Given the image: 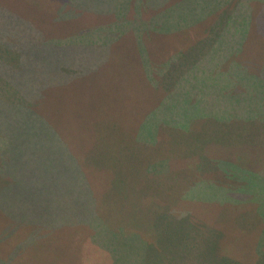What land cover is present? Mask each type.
Returning a JSON list of instances; mask_svg holds the SVG:
<instances>
[{"label": "rangeland", "instance_id": "rangeland-1", "mask_svg": "<svg viewBox=\"0 0 264 264\" xmlns=\"http://www.w3.org/2000/svg\"><path fill=\"white\" fill-rule=\"evenodd\" d=\"M24 1L38 2L44 10L51 4L59 8L67 6V16L61 22L55 13L48 11L45 22L44 13H37L28 43L20 44L22 51L13 52L6 44H0L3 110L5 106H18L23 100L7 86V79L28 90L31 81H38L39 86L50 83L53 92L56 89L63 95L61 87L67 83L64 76L69 73L67 67L60 65L68 59L64 55L70 56L71 45L82 36L103 29L100 26L98 30L82 31L103 20L84 12L90 0H67L69 4L61 0ZM179 1L192 0H169L157 11L141 7L135 19L126 20L127 24L117 22L115 28H109L113 34L130 26L143 31L138 49L129 47L128 40L109 48L117 39L114 38L102 50L101 42V49L94 47L90 56L83 57L82 67L92 60L94 64H85L92 69H83L80 77L68 79L69 84L78 80L75 85L88 87L97 106L103 102L95 86L99 82L105 85V112L99 116L90 101L76 103L72 116L80 115L83 119L74 118L75 125H69L72 130H88L77 158L93 179L89 183L100 208L108 203L100 219H93L94 232L75 229L40 232L35 228L2 243L1 237L4 241L16 228L2 224L0 219V264H264V98L260 88L254 91L256 97L245 98L242 103L241 99L215 95L208 98L214 93L211 87H206V94L196 93L192 85H183L177 92L176 67L188 63L192 56L178 53L175 37L143 39V26L144 20L156 12H161L158 16L173 18L198 11L197 6L178 7ZM238 2L233 0V11ZM9 6L18 9V1L11 0ZM252 9L256 13L260 5ZM20 10L19 16L18 12H12L15 18H9L7 7H0L3 36L7 29L13 36L21 37V29L30 25L24 14L27 12L24 8ZM205 10L201 3L199 14ZM230 10L225 8L217 15L226 17ZM209 29L205 31L211 32ZM59 36L74 42L68 49L57 46ZM8 41L11 40L7 38ZM95 42L90 39L88 45ZM148 43L158 44L147 49ZM257 44L263 45L261 41ZM255 47L258 46L251 38L245 54L250 61L253 60L249 51L251 54ZM36 53L39 59L34 58ZM31 60L37 61L46 74L23 73V63L34 65ZM156 61L163 63L152 67ZM58 76L61 79L57 82ZM83 90L73 87L69 92L73 95ZM2 112L7 111L0 110L1 137L11 132ZM61 116L65 117V113ZM12 136L15 138L12 145H20L18 153H14L16 162L17 156L24 157L25 144L20 132ZM147 168L152 170L150 181L135 177V173L139 175ZM6 174V169L0 167V179ZM17 189L18 184L11 182L0 191L11 195ZM30 233L36 234L33 241L27 239ZM18 240L22 241L21 248ZM14 253L19 254V259L5 263L6 257L11 258Z\"/></svg>", "mask_w": 264, "mask_h": 264}, {"label": "crops", "instance_id": "crops-1", "mask_svg": "<svg viewBox=\"0 0 264 264\" xmlns=\"http://www.w3.org/2000/svg\"><path fill=\"white\" fill-rule=\"evenodd\" d=\"M168 2L169 0H138L135 3L141 12V7L157 11ZM185 2L179 1L177 6L186 9L197 6L198 11L193 10L190 16L178 15L173 18L158 16L161 12H156L144 20L143 26V39L153 41L175 37L178 41L175 44L179 49L178 53L192 56L188 63L176 67L177 92L182 90L183 85H192L196 93L206 94V87H211L214 93L208 95V98H214L215 95L222 99H241L242 103L245 98L256 97L254 91L260 88L261 97L264 98V56H257L264 55V35L255 29V24L261 18L249 15L250 8H259V5L261 8V0H239L235 11L233 0ZM201 3L206 10L199 14ZM225 8L231 9L229 15L218 17L217 14ZM210 26L213 29H209ZM206 29L211 32L207 33ZM250 37L258 46L251 49V54L249 51L253 61L245 57ZM259 41L263 43L262 46L257 44ZM157 44L148 43L145 46L148 49L149 46L157 47ZM158 63L163 62H152L151 66L156 67ZM190 74L197 76L190 77ZM83 130L60 132L56 129L37 133V136L22 130V135L28 134L31 138L23 145L24 157L20 159L17 156L16 162L14 153H18L20 145H10L6 137H1L0 167L6 169L7 174L0 179V188L11 182L18 184L17 192L11 195L0 191L1 223L16 228L11 234H7L4 241L1 237L2 243H9V240L12 241L23 231L33 232L35 228L40 232L72 229L94 232L93 219H100L102 213L106 212L108 203L100 208L89 183L93 179L77 158L80 145H83V136L88 132ZM37 168L39 170L36 172ZM134 175L145 182L153 178L152 170L148 168L141 170L139 175ZM104 201L106 200L101 202ZM30 234L27 239L32 238L33 241L36 234ZM21 244L22 241L18 240V248H21ZM18 255L14 253L11 258L6 257L5 263L19 259Z\"/></svg>", "mask_w": 264, "mask_h": 264}, {"label": "trees", "instance_id": "trees-1", "mask_svg": "<svg viewBox=\"0 0 264 264\" xmlns=\"http://www.w3.org/2000/svg\"><path fill=\"white\" fill-rule=\"evenodd\" d=\"M11 0H0V7L3 5L7 7V9L10 11L9 18H15L12 12H18V16L21 12V8H24V13L25 18L30 21V25L26 26L24 29H21L22 31V36L19 37L18 35L11 34V31H5L4 36L2 34L4 27L1 33L0 37V44L7 45V48L12 50L13 52L16 51H22L20 48V44H27L28 39L31 37L32 31L34 32L33 26L31 24H35L36 19L38 17V14L44 13V19L45 22L48 20L46 17V12L50 11L55 13L56 18L63 21L65 16V11L68 9L67 6H62V7H56L53 4L51 5H46L45 10L41 7L38 6L37 3H32L29 1H24V0H17L18 1V9L13 8L12 6H9V2ZM61 2L64 4H69L67 0H61ZM136 0H90V2H87V6H84V12H86L89 16L96 17L97 20H99L102 17V23H99L97 25L89 26L82 31H87L93 29V30H98L96 28L102 26L103 29L108 30V33L102 34L101 31L103 29H100L101 31H90L94 32L85 34L82 36L80 39L77 40V42L73 41L69 37H60L59 40L56 42H60L61 47H66L68 49L69 44H72V47L69 49L72 51L70 56L64 55V57H67L68 59L61 63L60 65L62 67H67V73L65 79H67V83L65 86L61 87L64 94L59 95L58 91L55 89L53 92L52 89V84L50 83H44L42 85H38V81H31L30 84L31 86L29 87L30 90L24 89V87H21L18 85L15 81L7 79L8 84L7 86L10 87L13 91H15L20 98L23 100L20 101L22 104H18V106H12V107H6V110L0 109L1 111H7V112H2L5 113L7 118V127L10 129L11 132H7L6 135H2V137H6L8 139V144L12 145L15 141H13L14 136L12 135H17V132H22V130H26L27 132L34 133L35 136H37V133H46L49 132V130H58L60 132H65V131H70L69 125L71 124L72 126L75 125V122L72 121L74 118H77L79 120L83 119L80 115L75 117L72 116L74 108L73 106L76 103L81 104L82 101H90L93 103L94 106H96V113L101 115V113L105 112V101L103 94L105 92L103 83H98L95 87H98V90H100L101 95H102V105L97 106L94 103V99L91 96V92L88 87H84L81 85H75L74 83L78 80H73L70 84L68 82L69 78H75V77H80L82 74L81 70H89L92 69L91 67L86 68L85 64L87 65H92L94 62L91 60L89 62H85L84 67H82L84 63L83 57L90 56L89 53L93 50H95L94 47L100 48L101 49V42H102V50H105L108 48L110 45V42L112 40H115L114 38H117L114 43H112L109 48L112 45H119L122 41L128 40L130 42L129 47L132 45L135 46V48L138 49V43L140 42L142 38V30L140 29H135L130 26L126 27L128 30L125 31H116L114 34L112 33V30L109 29L111 27H114L117 22H119L122 25L127 24L128 22L126 20H133L138 14V8L136 5ZM261 8L254 13V10L250 8L249 15L253 16H259L261 19L258 20L259 23L255 24V29L256 32L260 33L261 35H264V0H261ZM40 8V10H38ZM41 11V12H40ZM56 11L58 14H56ZM38 13V14H37ZM235 14V13H234ZM68 16H72L71 12H68ZM2 19V18H0ZM4 19V18H3ZM97 20H95L97 22ZM11 24V23H10ZM99 25V26H98ZM43 26H47L46 23H44ZM110 26V27H109ZM12 28V26H11ZM107 28V29H106ZM115 28V27H114ZM102 34V35H101ZM122 34V35H121ZM88 36L85 39V36ZM107 35V36H106ZM109 37V38H108ZM7 38L11 41H7ZM103 38V39H102ZM90 39H95L96 42L91 44L92 46L88 45ZM104 39H107V41H103ZM101 40V41H100ZM19 41L18 43H16ZM110 41V42H109ZM105 45V46H104ZM35 59H39L37 53L34 56ZM70 58V59H69ZM34 62V65H25L23 73H44L46 74V70L37 64V61L31 60ZM54 72H57L56 70ZM90 72V71H89ZM65 73V72H64ZM64 73H61L63 76ZM70 76V77H69ZM147 77V76H146ZM61 78L58 76L57 77V82ZM37 84V85H36ZM49 86V88H48ZM81 88L83 87V91H79L77 94H71L69 91L73 88ZM59 88V89H61ZM24 92H29L32 93L30 95H24ZM35 95V96H31ZM74 98V99H73ZM76 99V100H75ZM121 101V100H120ZM119 101V102H120ZM97 103V102H96ZM80 107V105H77ZM65 113V117L61 118V114ZM1 114V113H0ZM87 115V113H86ZM90 120L87 121L89 123ZM88 126L86 128H89ZM84 129V128H82ZM84 131V130H83ZM22 135V133H21ZM28 134L22 135V143H26L27 139H29ZM1 138V136H0ZM44 138H49V137H44ZM257 208V207H256Z\"/></svg>", "mask_w": 264, "mask_h": 264}]
</instances>
